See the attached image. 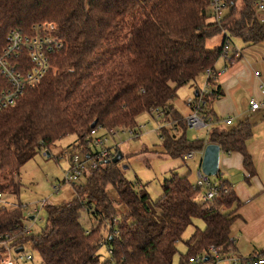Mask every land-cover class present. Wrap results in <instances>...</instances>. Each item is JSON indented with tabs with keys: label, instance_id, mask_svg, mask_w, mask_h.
Instances as JSON below:
<instances>
[{
	"label": "trees",
	"instance_id": "16d2710c",
	"mask_svg": "<svg viewBox=\"0 0 264 264\" xmlns=\"http://www.w3.org/2000/svg\"><path fill=\"white\" fill-rule=\"evenodd\" d=\"M261 1L223 0L225 15L217 23L211 21L212 0H0L1 43L12 30L31 35L33 27L50 24V35L63 45L48 53L51 68L41 82L0 116V194H18L22 167L38 152L49 155L60 139L77 135L87 156L92 131L139 132V118L146 113L159 125L155 153L177 160L188 153L200 156L216 144L223 153L242 155L249 182L256 175L248 151L253 125L214 126L223 121L214 111L223 96L216 80H209L211 94L194 96L204 102L201 115L211 126L206 138L189 137L187 119L173 100L183 86L215 70L227 42L239 39L247 47L264 42V16L256 9ZM219 36L222 45L209 50L207 42ZM117 150L111 161L90 171L85 183H73L72 200L46 206L47 222L39 234L25 232L22 206L0 207V261L3 242L17 251L29 244L42 264H174L180 242L186 252L179 264L196 256H203L200 264H217L212 246L221 248L224 260L237 256L238 264H254L264 253L241 257L235 252L231 228L244 202L228 180H220L218 198L197 202L199 190L189 175L175 170L155 201L146 185L137 189L127 179L121 161L113 162ZM190 227L194 231L184 240ZM104 246L109 258L102 261Z\"/></svg>",
	"mask_w": 264,
	"mask_h": 264
},
{
	"label": "rangeland",
	"instance_id": "374dc122",
	"mask_svg": "<svg viewBox=\"0 0 264 264\" xmlns=\"http://www.w3.org/2000/svg\"><path fill=\"white\" fill-rule=\"evenodd\" d=\"M261 14L264 16V13L261 12ZM221 41L222 37H216L207 42V48L212 51L221 45ZM203 76L204 75H201L197 79L198 84L204 82ZM188 91L191 93V88L189 86H184L178 92V96L184 99L182 97ZM187 102L188 100H186V103ZM215 113L223 121L220 124H214V126L220 125L224 128H231L239 125L241 122L249 120L252 125L256 122L255 120L253 122L250 116L243 119H236L235 121L233 120V124L229 126L224 123L225 118L222 117L219 112L217 113L215 110ZM150 118L148 113L139 118V124L147 123V128L140 138L131 139L127 133L120 132L116 136L110 137L109 146L112 147L114 151L117 150L114 146L119 147L117 153L123 156L121 166L125 170L127 179L132 182L137 189L146 185L152 199L156 201L162 195L161 184L165 179L169 178L171 173L175 170L180 175H189L190 181L195 184L201 158L199 154H197L193 159L187 161L183 159L173 160L166 155L155 153L154 150L159 147V144H157L159 141L157 133L158 124L153 119L150 120ZM208 130V127L202 129L189 128L188 135L193 140L199 138L203 139L207 137ZM77 139V135H68L60 139L50 148L49 155L46 154V150L38 152L31 160L26 162L18 175V194L6 193L3 195L0 207L14 208L18 205L22 206L26 213L23 225L24 227H28L33 235L41 233L46 226L47 205L66 203L74 197L73 183H65V178L71 168V158L73 155H79L81 159H85V154L78 148ZM221 169L224 176L228 178L222 166ZM90 173L91 172H87V176L81 177L80 180L75 183H85ZM59 185L61 189L59 192H56L55 186ZM108 192L113 201L116 202L118 210L120 212L123 211L125 207L121 203L115 190L110 187L108 188ZM196 201H201L200 195L196 197ZM33 210H37L38 213L34 215L35 219L31 220L28 212ZM82 220L85 224L88 222V216L85 212L82 213ZM195 225L201 228L205 227L201 220H195ZM193 230V227L188 229L184 235V240L191 237ZM259 231L260 230L255 229L250 236L255 238V244L258 245V252H264V233L259 234ZM177 248L178 253L174 259V264H179L181 254L186 252V246L183 242L178 243ZM24 249L25 253L32 257V260L20 261L18 257L14 255L12 259L15 264H42L39 254L33 251L29 244H27ZM99 254L101 255L102 261L109 258L106 246L100 249ZM217 264H231V262L222 260Z\"/></svg>",
	"mask_w": 264,
	"mask_h": 264
},
{
	"label": "built area",
	"instance_id": "2783aa9c",
	"mask_svg": "<svg viewBox=\"0 0 264 264\" xmlns=\"http://www.w3.org/2000/svg\"><path fill=\"white\" fill-rule=\"evenodd\" d=\"M256 9L264 13V2L261 1L257 3ZM224 13L223 0H212L211 21L219 23L223 19ZM53 30L54 26L50 24H40L33 27L31 35L21 30H12L8 34L6 42H0V116L5 110L14 106L28 89L37 86L44 78L47 71L50 70L51 66L48 53L53 50L61 49L63 46L61 42L50 35V32ZM231 49L232 45L229 41L224 46V55L227 56ZM239 56L240 51H236L235 57ZM220 74V72H216L213 69L206 70L204 75L207 76V81L198 92L199 96L203 97L211 94V83L209 80H216ZM255 75L259 77L260 72H256ZM261 93L263 96L262 101L256 99L250 101L252 111L260 110L264 106V87L261 88ZM203 104L204 102L202 101L197 102L194 96L188 99L187 105L192 110V113L186 118L189 128L202 129L208 127L209 129L211 127L209 124L205 123L204 117L201 115V106ZM224 123L230 126L233 124V119L226 118ZM139 127V132L131 128L111 130L104 133L102 130L92 131L88 139V145L92 148V152L90 155L85 156L84 160L81 159L79 155L72 156L71 168L66 174L65 183L78 182L86 172L96 170L107 161H111L115 152L113 148L109 146L110 137H114L118 133L123 132L127 133L131 139H138L143 134L142 130H144L146 126L143 125ZM194 157V153H188L184 155L182 159L187 161ZM214 178L217 177L205 175L199 168L196 183L193 185L195 189L199 190L200 199L204 202L218 198L220 187L222 186L220 180H223V177L220 174L219 180H215ZM60 189V185L55 186L56 192H59ZM2 199L3 194H0V203ZM37 213V210H33L31 212L29 211L28 215L35 218L34 215ZM25 232L29 233L30 229L25 227ZM232 241L234 242L235 239L232 238ZM2 244L6 248V252L0 264H15L12 259L14 255H16L20 261L32 260V257L25 253V249L17 253V250L11 247L9 242H3ZM209 250L216 263L223 260L231 262V264H238V259L235 257H230L225 260L222 259L221 248L212 246ZM203 261V256L190 258V264H200ZM254 264H264V253L255 256Z\"/></svg>",
	"mask_w": 264,
	"mask_h": 264
},
{
	"label": "crops",
	"instance_id": "0c3cea01",
	"mask_svg": "<svg viewBox=\"0 0 264 264\" xmlns=\"http://www.w3.org/2000/svg\"><path fill=\"white\" fill-rule=\"evenodd\" d=\"M219 37H222V45L224 38ZM231 45L229 54L224 55L215 67V71L221 73L216 83L220 86L223 96L214 103V111L219 112L225 119L233 118L235 121L251 116L253 122L256 121L253 123V137L248 141V151L255 164L256 175L249 182L246 180L243 157L238 153L222 152L220 163L221 176L232 184L238 198L244 202V206L238 212L239 217L231 228V236L235 239V252L238 256L249 257L258 252V245L255 244V238L250 236L251 233L255 229L260 230L259 234L264 233V106L257 111H252L250 106L252 99L263 100L261 88L264 87V42L247 47L243 41L234 39ZM236 51H240L239 57H235ZM256 72H260L259 77L255 75ZM203 78L204 82L200 84L196 80L195 84L185 85L189 86L192 92H186L182 97L184 99L177 94L173 100V106L185 118L192 113L186 100L196 96L202 89L207 76L204 75ZM143 125L146 129L147 123L140 124ZM144 130H142L143 134ZM157 144L160 145V140ZM114 148L119 147L114 146ZM199 157L202 160L203 155ZM221 166L228 178L222 173ZM121 213H125V210ZM235 258L238 259L237 256Z\"/></svg>",
	"mask_w": 264,
	"mask_h": 264
},
{
	"label": "water",
	"instance_id": "95a60500",
	"mask_svg": "<svg viewBox=\"0 0 264 264\" xmlns=\"http://www.w3.org/2000/svg\"><path fill=\"white\" fill-rule=\"evenodd\" d=\"M198 95V94H197ZM97 125V121L92 125V128H95ZM221 155L222 150L219 145L216 144H209L206 146L203 157L200 164V170L203 174L217 177L220 173V163H221ZM123 159L121 154L117 155L113 162L117 163ZM31 220H34V217H30ZM23 249L17 251V253L22 252ZM209 258H205V262L208 261Z\"/></svg>",
	"mask_w": 264,
	"mask_h": 264
}]
</instances>
